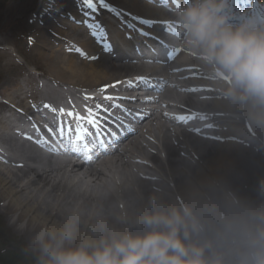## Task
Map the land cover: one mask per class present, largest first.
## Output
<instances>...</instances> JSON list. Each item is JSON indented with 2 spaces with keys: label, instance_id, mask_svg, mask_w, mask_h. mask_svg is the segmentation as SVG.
<instances>
[{
  "label": "bare ground",
  "instance_id": "bare-ground-1",
  "mask_svg": "<svg viewBox=\"0 0 264 264\" xmlns=\"http://www.w3.org/2000/svg\"><path fill=\"white\" fill-rule=\"evenodd\" d=\"M108 2L117 12L110 13L112 20L103 19L101 25L93 16H90L93 20L91 23L78 21L69 1L54 0L52 5L43 2L37 13L38 26L32 30L34 32L31 40L36 48L44 51L40 53L41 62L37 67L44 68L42 79L46 85L58 92L54 96L42 97L41 84L30 77L10 90L5 84L0 90V97L4 100L1 102L3 105H0V116L3 108L16 118V124L20 126L42 110L54 112L59 111L62 106L72 108L73 99L65 95L69 93L71 97H76V88L90 87L97 90L119 78L140 74V70L116 66L108 58L106 52L123 36L120 31L119 36L117 35L115 24H120L124 29L136 24L139 30H149L152 27L150 21L162 20L167 13L139 0ZM58 17L65 20L60 21ZM66 19L73 22L77 20L78 23L69 26ZM145 20L148 23H144ZM49 24L53 27L52 30L48 28ZM100 27H105L107 34ZM191 62L193 60L187 61L189 64ZM196 62L199 66L194 67L193 71L210 79L205 84L212 88L203 96L209 97L211 103L198 105L191 96L179 99L178 102L189 112L193 108H201L205 113L212 114L209 120L213 122L212 127L217 135L214 141L202 144L192 142L191 147L178 137L174 144L164 140L161 146L165 153V162L154 153L148 158L153 162L154 168L144 164L143 170L138 172L139 179L127 177L124 183H117L111 164H106L86 173L91 178L90 184L86 185L77 180L78 178H71L73 167L55 165L50 160H41L30 155L29 148L24 147L22 141H18L20 132L12 127V121L0 118V213L2 216L11 217V229L15 230L24 225L16 233L40 248L35 237L41 228L60 227L72 209H76L80 219V239H94L96 237L91 232V226L96 222L97 214L106 217L112 227L124 229L128 225L118 223L116 217L126 215L129 219H134L150 212V200L153 197L157 206L190 209L194 221L201 220L212 208L234 203L233 196L238 192L240 183L247 180L263 164H260L262 159L258 153L264 148V105L252 100L229 98L225 95L228 89L226 78L220 77L199 56ZM10 66L12 64L9 62L2 68ZM116 89L120 87L110 91ZM106 91L90 97L89 105L103 104L105 101L102 94ZM46 105L50 107H45ZM81 111L83 107L79 110L75 106L72 108L74 113L80 114ZM227 111L237 113L244 120L231 125L222 116ZM32 125L39 128V132L45 131L38 120H33ZM152 146L158 147L155 144L148 145V148L153 149ZM140 150L141 147L137 146L129 159L139 157L142 153ZM184 153L193 163L192 167H185L181 158ZM123 163L126 164L124 156L114 162L115 167ZM135 165L137 164H132V167ZM126 168L129 169L128 166ZM161 175L175 185V191L168 186L169 183L163 184L164 180H158ZM109 179L114 185L112 188L107 184ZM230 210H233L232 205ZM251 222L254 224L255 219ZM132 230L135 232L147 229L141 226ZM260 242L262 243L261 239H253L237 246L235 251L247 250L241 256L244 264H256L257 253L264 251V247L259 248ZM187 243L198 244L191 226ZM231 251L234 252L231 249L228 253Z\"/></svg>",
  "mask_w": 264,
  "mask_h": 264
},
{
  "label": "clouds",
  "instance_id": "clouds-1",
  "mask_svg": "<svg viewBox=\"0 0 264 264\" xmlns=\"http://www.w3.org/2000/svg\"><path fill=\"white\" fill-rule=\"evenodd\" d=\"M178 23L184 44L226 78V96L264 105V18L250 14L235 19L229 0H186ZM150 206V212L134 219L116 217L128 225L124 229L97 214L91 226L94 239H80V219L76 209L70 210L60 227L41 228L35 237L40 264H208L204 247L186 243L189 227L197 230L190 209L157 206L154 197ZM141 226L147 230H132ZM255 262L264 264V251Z\"/></svg>",
  "mask_w": 264,
  "mask_h": 264
},
{
  "label": "rangeland",
  "instance_id": "rangeland-1",
  "mask_svg": "<svg viewBox=\"0 0 264 264\" xmlns=\"http://www.w3.org/2000/svg\"><path fill=\"white\" fill-rule=\"evenodd\" d=\"M69 1L77 14L78 7L75 0ZM43 2L46 3L48 0H0V54L3 53L0 55L1 89L4 84L9 89L13 85L22 83L28 79V75L33 76L38 83L44 84V79L40 75L43 73L42 70L38 72L34 70V61L41 62L40 53L43 50L33 46L31 40L34 32L32 30L38 26L37 13ZM5 4L8 5L6 12V8L3 9ZM21 23L26 24L28 30L23 40L15 33L18 29L23 30ZM48 28L53 29L50 24ZM9 62L12 64L10 68H2ZM43 86L44 91L49 92L46 94L54 96L58 92L57 89ZM258 156L262 159L260 162V164L263 162L262 166L257 169L258 172L254 170L247 180L240 183L238 192H235L233 196L238 199L241 195L242 204L238 203L239 198L238 202L212 208L201 220L195 221L197 230L194 232L198 245L204 247V255L208 264H241L242 253H247V250L236 252L225 260L221 257L241 243L250 242L252 238L254 240L263 238L264 242V148ZM187 166L191 167L192 162L188 161ZM231 205L233 210H230ZM0 216V252L3 248L8 250V256L2 257L0 254V264H9L10 260L12 264L14 259L20 261L17 264H40L41 252L38 251L40 248L34 246V242L29 243L25 237H19L16 233L24 228V225H20L15 231L10 227L11 217L2 216L1 213ZM253 219H255V225L251 222ZM1 239H4L6 244ZM12 250L14 251L11 252Z\"/></svg>",
  "mask_w": 264,
  "mask_h": 264
},
{
  "label": "snow or ice",
  "instance_id": "snow-or-ice-1",
  "mask_svg": "<svg viewBox=\"0 0 264 264\" xmlns=\"http://www.w3.org/2000/svg\"><path fill=\"white\" fill-rule=\"evenodd\" d=\"M82 3L86 6L87 9L89 10H92V11H95L97 9V4H99L100 7H103L105 9H108L110 8V5L108 3V0H82ZM48 4L49 5H52L54 4V0H48ZM113 12H117V10L115 8H112L111 9ZM119 14V13H118ZM137 19H141L140 17H137ZM144 23H148V21H143ZM89 27L91 28L92 26L89 25ZM137 80L139 82H144L145 81V78L143 77H138ZM129 84H132V81H128ZM107 88V86H105V89H102V91H105ZM86 99H90V98H87ZM105 100L107 101H116L120 98L118 97H113V96H105L104 97ZM45 107H50L49 105H46ZM111 108L112 109H119L121 108V105L119 103H113L111 105ZM103 111L104 113H107L112 119H113V122H116L118 120V117L114 116L112 114V112L110 111V108L109 107H105L103 104H97L95 109L93 108H88L87 109V113L86 115H80L78 113H74V112H65L64 109H60L59 112L61 115H64L66 117H72L74 119H77V120H81V121H86L90 126L93 127V129H97L99 131H96L95 132V135L98 137V138H101L103 137V134L104 132L106 131L104 128H103V124L101 122V117H100V112ZM179 119L183 120V119H186V117H179ZM112 135H114V133H112ZM78 139H84V137H78ZM99 144L101 147L104 146V141L103 139H99L98 140ZM85 147H87V145H85Z\"/></svg>",
  "mask_w": 264,
  "mask_h": 264
},
{
  "label": "trees",
  "instance_id": "trees-1",
  "mask_svg": "<svg viewBox=\"0 0 264 264\" xmlns=\"http://www.w3.org/2000/svg\"><path fill=\"white\" fill-rule=\"evenodd\" d=\"M4 236V235H3ZM3 242H5V240L4 239H1ZM14 251V250H13ZM13 251H11V252H13ZM4 252V251H3ZM5 254H1L2 255V257H6V256H8L7 255V252H4ZM10 253V252H9ZM13 259V258H12ZM18 262H20L19 260H16V259H14V263H12V264H17ZM9 264H11V260H10V262H9Z\"/></svg>",
  "mask_w": 264,
  "mask_h": 264
}]
</instances>
